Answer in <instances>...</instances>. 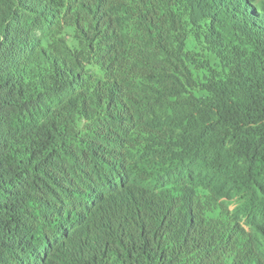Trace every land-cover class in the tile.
<instances>
[{
    "label": "trees",
    "instance_id": "trees-1",
    "mask_svg": "<svg viewBox=\"0 0 264 264\" xmlns=\"http://www.w3.org/2000/svg\"><path fill=\"white\" fill-rule=\"evenodd\" d=\"M0 264H264V0H0Z\"/></svg>",
    "mask_w": 264,
    "mask_h": 264
}]
</instances>
